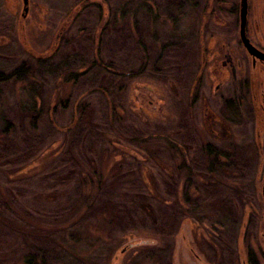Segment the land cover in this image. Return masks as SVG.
Segmentation results:
<instances>
[{"label": "rangeland", "instance_id": "rangeland-1", "mask_svg": "<svg viewBox=\"0 0 264 264\" xmlns=\"http://www.w3.org/2000/svg\"><path fill=\"white\" fill-rule=\"evenodd\" d=\"M239 1L27 0L23 11L22 0H0V72L30 66L0 82V197L14 194L23 218L9 209L0 216L8 222L0 223V264L34 249L51 264H264V73L251 70L239 45ZM248 6V36L264 50V0ZM222 47L243 63L238 91L230 80L214 91L226 71L212 53ZM93 66L117 74L116 85L94 77ZM83 105L95 116L85 136ZM206 107L222 125L206 122ZM185 124L192 138L179 140ZM114 164L119 185L104 190L97 173L110 176ZM70 170L86 180L78 201ZM148 172L164 200L148 201L158 225L140 220L138 197L156 194ZM107 203L116 204L112 224Z\"/></svg>", "mask_w": 264, "mask_h": 264}, {"label": "trees", "instance_id": "trees-1", "mask_svg": "<svg viewBox=\"0 0 264 264\" xmlns=\"http://www.w3.org/2000/svg\"><path fill=\"white\" fill-rule=\"evenodd\" d=\"M92 71H93V76H101V82H104V84L106 85H110L112 87H114L116 85V83L118 82L116 80L117 78V74L115 73H109L107 70L103 69L102 67H98V66H93V68H91ZM30 73V66L29 65H26L25 64H22L17 70H15L14 74L12 75H9L8 77L7 76H4L3 73L0 72V82H3V83H6L9 81L10 77L11 76H15V75H18V77H22V76H26V74L28 75ZM91 77L90 79H94V77ZM81 77H85V75H82ZM75 77L73 75H68L67 79L65 80L66 83H69L72 79H74ZM89 78V76H87V79ZM87 80L85 79L83 82H86ZM92 81V80H90ZM69 97H66L63 99H61V102H60V106L62 107V109H66L67 107V104H68V101H69ZM81 107V106H80ZM107 109L106 108V113H111L114 118H116V114L114 112L113 109ZM109 111V112H108ZM79 123H78V127L80 128L81 127V130H80V134H83L84 136L85 135H90V132H91V129L93 128V119H94V108L90 107V106H86V105H83L80 109H79ZM105 117H107V115L105 114ZM117 124L120 123V121L118 119L115 120ZM4 122V125H3V132L6 131L7 128L10 127V123L9 122ZM1 126V125H0ZM180 129H182V131H177L176 134H177V138L179 140H184V139H191L192 138V132L187 128V124L184 125V128L183 127H180ZM48 130H50L51 132L54 131V128L52 127H49L48 126ZM131 134V136H134L135 139H138V137L140 135H142L141 133H138L136 134L135 132H129ZM3 134V133H2ZM138 135V136H137ZM106 138V134H101V138L104 137ZM146 137H147V141L149 140L150 142H158V141H161L163 140L164 137L162 136H159L158 138H153V135L149 134L147 135L146 133ZM81 138V137H80ZM79 138V140H80ZM44 139V138H43ZM166 139V138H165ZM105 140V139H104ZM108 142H111L109 139H107ZM40 144L39 146L37 147L38 144H36V149L34 150V154L37 153L41 147V149L44 147V145L46 144V139L45 140H42L40 139ZM82 142V141H81ZM171 145L172 146H176L174 145V143L171 142ZM34 148L31 149V151L33 150ZM179 149H176V151H178ZM197 150L200 151V149L198 148ZM157 150H153V151H150L148 152L152 161L154 162V159H156L157 157L155 156L157 153H156ZM179 152V151H178ZM54 157H55V154H50L48 156V159H51V160H54ZM63 161V160H62ZM70 161V164H74V159H67L66 162H69ZM64 162V161H63ZM89 163V166L90 168L94 169V172H98L96 171V166H95V163L93 160H89L88 161ZM155 167L157 166L160 171H162L163 169H165V166H163V164H161L159 161H155ZM118 164H114L113 165V169H112V172L110 173V176L108 177H104V175H102L101 173H97V175L99 176V178L101 179V181H99L101 183V185L105 186L104 187V190L107 189V188H110V189H115L116 187H118L119 185V180H120V175H118L117 171H119L120 169L118 168ZM102 168V167H101ZM141 167L140 165L137 166V172L141 173ZM16 170H14L15 172ZM92 177H94V175H91ZM69 178V180L73 181V182H78V185L76 187V193L74 194L75 196H78L75 199V201H78L80 199V197L83 195V193H85V188H86V180L84 178H82L83 176L79 173H76L75 171L73 170H70L67 172V176ZM148 177H149V182H150V185H152V188L154 189V191L156 192V194L154 193L152 196L150 195V197H146V196H139V202H138V207L141 209V212H142V217H141V221L142 222H145L146 219H150V222L153 224V225H158V224H161L162 221H163V218L161 215L157 214L155 211L153 212V209L151 207V205L149 204V200L150 198L154 199V200H157L159 203H163V199L158 195L157 193V186H156V183H155V179L153 177V175L151 173L148 172ZM142 182V180H141ZM167 187V185H166ZM52 195V194H51ZM72 199V198H71ZM70 199V200H71ZM14 194H12L10 191H6V194L3 195V197H0V216L2 214H4L5 210L9 209V210H12L14 211L15 209L12 207V204L14 203ZM74 201V202H75ZM70 202V201H69ZM71 206L68 208L70 209ZM103 210L106 211V212H109L110 214H112V208H116V204H104L103 206ZM4 211V212H3ZM17 216H18V219L22 220V215L17 212L16 210L14 211ZM114 221L110 219L111 223L112 222H115V217H117V215H114ZM118 218V217H117ZM0 223H8L6 222L5 219L3 218H0ZM75 225V224H72V226ZM164 226V224L162 225ZM68 233H70L69 231H67ZM70 234H68L69 236ZM72 236V235H71ZM45 238V239H44ZM43 240L41 242H46V237L44 236ZM48 239V238H47ZM32 247L34 246H31V249ZM42 248V246L39 245V249ZM38 249V247H37ZM39 251L34 249L33 251H31L29 254H25V255H22L16 259H11L8 264H18V263H21V264H51L50 262H48V260L46 258H44V256H42L40 253H38ZM254 259H250V262L251 264H254L253 262Z\"/></svg>", "mask_w": 264, "mask_h": 264}, {"label": "flooded vegetation", "instance_id": "flooded-vegetation-1", "mask_svg": "<svg viewBox=\"0 0 264 264\" xmlns=\"http://www.w3.org/2000/svg\"><path fill=\"white\" fill-rule=\"evenodd\" d=\"M240 2H241V0L239 1V6H238V9H237V13H238V33L237 34H238V39H239V45L241 46V48L244 50V52L247 55V60H248L247 63L250 62V68H251V70H257L259 72H263L264 73V59L261 58V57H256V56H252V55L248 54L247 51H246V49L243 47V45H242V43L240 41ZM248 2H249V0H247V16L249 14ZM236 6H237V4H236ZM247 24H248V22H247V19H246V23H245V27H244V32H245L246 38L248 39L249 43L257 51H259L261 54L264 55V50L261 49V48H258L256 46H254L253 43L251 42V40H250V38L248 36V33H247L248 32ZM209 50H211V48ZM212 55L214 56V58H217V60H218L219 57L222 58L220 60V68L221 69H224L226 71L225 74L224 73L218 74V78H219L218 79V84L215 85L214 91L215 92L220 91L224 87L226 81H229V80H230L231 83L234 84V86H236L237 85V71H240V70L242 71V65H243V63L237 61L236 64H235L234 63V60H233V57H232V54L230 53V51L226 50L224 47H222V49L220 50V52L215 51V52L212 53ZM201 58H202V60H201L202 63L200 64V74L198 73V76H197V79H196V83L200 87V91H201V87H202L201 76L203 75V69L206 67L205 54H202V57ZM199 82H200V84H199ZM240 85L242 86L241 87L242 88V91L241 92H243V94L241 96L246 99V93H245V87H244L245 85L244 84H240ZM236 90L237 91L239 90V88L237 86H236ZM200 91L198 92V96L201 98V95H200L201 92ZM254 98L256 99V96H254L252 94L251 97H250V101H251V99L254 100ZM201 99L199 100L200 103L202 102ZM246 101H247V99H246ZM228 102H229L228 100H221L220 101V103H222V104H227ZM229 103H231V102H229ZM205 110H206V112L204 113V117L206 119V122L210 126H211V123L212 122H216V123H219L220 125H222V122L213 113H211L210 115L207 114V111H209V108L208 107H206ZM260 110L262 111V107H261ZM258 126L259 127L261 126L262 130L264 129V123H263V125H258Z\"/></svg>", "mask_w": 264, "mask_h": 264}, {"label": "water", "instance_id": "water-1", "mask_svg": "<svg viewBox=\"0 0 264 264\" xmlns=\"http://www.w3.org/2000/svg\"><path fill=\"white\" fill-rule=\"evenodd\" d=\"M22 4L24 6V10L26 11V5L27 0H22ZM247 19V0H241L240 2V41L243 45V47L246 49L247 53L256 56L261 57L264 59V55L261 54L259 51H257L248 41V39L245 36L244 27ZM261 198H262V204L264 206V173L262 177V183H261Z\"/></svg>", "mask_w": 264, "mask_h": 264}]
</instances>
